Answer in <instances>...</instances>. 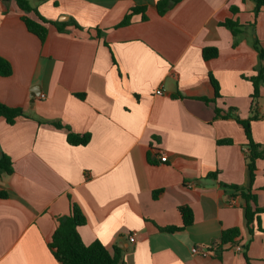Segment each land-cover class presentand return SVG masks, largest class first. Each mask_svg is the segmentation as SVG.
<instances>
[{
	"label": "crops",
	"instance_id": "obj_1",
	"mask_svg": "<svg viewBox=\"0 0 264 264\" xmlns=\"http://www.w3.org/2000/svg\"><path fill=\"white\" fill-rule=\"evenodd\" d=\"M28 1L44 18L84 30L50 25L41 43L15 2H0V56L13 67L0 77V101L25 115L13 125L0 118V156L14 165L0 180L9 194L0 199V264H61L48 243L72 201L86 218L82 241L119 248L120 264H264V213L250 234L243 200L229 202L231 186H250L246 134L215 113L256 116L252 137L264 145V79L255 101L251 81L264 6L255 15L254 0H182L160 16L158 0ZM134 6L147 19L116 28ZM205 48L217 57L205 60ZM67 128L90 142L70 145ZM256 165L252 189L263 208L264 160ZM181 206L193 224L161 231L182 226ZM230 228L240 229L242 251L220 247ZM194 246L219 251L204 257Z\"/></svg>",
	"mask_w": 264,
	"mask_h": 264
},
{
	"label": "trees",
	"instance_id": "obj_2",
	"mask_svg": "<svg viewBox=\"0 0 264 264\" xmlns=\"http://www.w3.org/2000/svg\"><path fill=\"white\" fill-rule=\"evenodd\" d=\"M11 0H0V2L7 3ZM16 7L22 12L21 20L26 26V29L31 34L35 35L41 43H44L48 37L49 26L56 27L59 32L70 31L68 27H73L79 30H84L74 19H70L66 22H55L44 18L38 10L33 7L28 0H13ZM182 0H158L157 11L160 16H163L167 11L179 3ZM256 2L255 15H257L260 9L264 6V0H254ZM8 11V10H6ZM141 14L142 20H146L144 6H134L131 8L119 24L115 27H124L132 23V19L135 15ZM226 26L233 29L238 26L236 22L227 20L224 23ZM89 32L90 30H86ZM100 32V30H97ZM254 46L259 54V64L256 67V75L251 77V81L254 86V92L252 99L255 101L260 97V85L264 79V50L260 46L259 40L254 41ZM218 50L216 48H205L203 50V57L205 60H210L217 57ZM13 73V67L11 62L0 56V77H8ZM211 81L215 88L216 97H220V86L215 78L211 75ZM174 97L182 98L181 94H176ZM208 101V100H205ZM229 112H223L220 108L215 109L216 117L229 119L232 118L240 123L245 131L247 138V156L246 163L249 171L250 186L239 187L231 186L234 193L231 197H239L244 202L245 216L247 226L250 234H253L252 226L257 223L260 228L259 215L264 213V207L260 208L257 202V196L253 193L252 185L257 171V161L264 160V145L256 143L252 137L251 121L256 119L252 117L248 120H241L236 114ZM24 112L21 107H10L0 101V118H4L9 125L16 123L17 119L24 117ZM58 128H64L59 122L53 123ZM67 134V141L72 146H84L87 145L91 140L90 134H79L71 131L69 128ZM219 144H231L230 139H223L218 141ZM14 172V165L11 158L2 154L0 156V180L7 175H11ZM210 176H216L210 174ZM6 190L0 189V199H6L8 197ZM157 192L154 193V196ZM182 217V226L180 227H164L159 228L161 231H180L185 227H188L194 222V214L189 206H181L179 208ZM58 226L53 234L51 241L48 243V248L54 258L61 264H120L123 261V253L119 248H114L113 253L110 252L106 246L100 241L96 240L93 243L86 245L79 234V227L86 224V218L83 215L80 207L75 203L71 202V210L68 215L57 218ZM241 231L239 228H230L223 230L220 238V247L234 246L239 243ZM249 264V263H248Z\"/></svg>",
	"mask_w": 264,
	"mask_h": 264
},
{
	"label": "built area",
	"instance_id": "obj_3",
	"mask_svg": "<svg viewBox=\"0 0 264 264\" xmlns=\"http://www.w3.org/2000/svg\"><path fill=\"white\" fill-rule=\"evenodd\" d=\"M156 94H158V95L163 94L162 88H158L156 90ZM161 160H162V162H165L167 160V157L166 156H162ZM239 199H240L239 197H231L230 200H229L230 205H237ZM130 240L134 241L135 240V236L131 235ZM233 248L235 250H237V251H242L243 250V248L240 245H234ZM191 251H192L193 254H200V255H202L204 257H207V256H212V255L218 253L219 250L218 249H207V248L204 249V248H199L197 246H194Z\"/></svg>",
	"mask_w": 264,
	"mask_h": 264
},
{
	"label": "water",
	"instance_id": "obj_4",
	"mask_svg": "<svg viewBox=\"0 0 264 264\" xmlns=\"http://www.w3.org/2000/svg\"><path fill=\"white\" fill-rule=\"evenodd\" d=\"M66 20V18H64Z\"/></svg>",
	"mask_w": 264,
	"mask_h": 264
}]
</instances>
